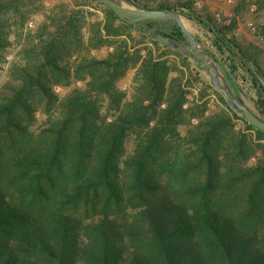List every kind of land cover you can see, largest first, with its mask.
I'll use <instances>...</instances> for the list:
<instances>
[{"label":"trees","instance_id":"16d2710c","mask_svg":"<svg viewBox=\"0 0 264 264\" xmlns=\"http://www.w3.org/2000/svg\"><path fill=\"white\" fill-rule=\"evenodd\" d=\"M93 1L103 19L86 40L82 5H56L0 87V264H264V132L188 56ZM30 2L0 0V49L6 17ZM252 5L264 14V0H238L234 15ZM180 6L228 54L225 66L211 55L243 103L230 73H247L264 120V48L227 37L235 16L218 25ZM165 31L184 40L175 24ZM129 70L128 93L119 82ZM77 81L62 96L53 88ZM208 95L218 110L208 111Z\"/></svg>","mask_w":264,"mask_h":264},{"label":"rangeland","instance_id":"374dc122","mask_svg":"<svg viewBox=\"0 0 264 264\" xmlns=\"http://www.w3.org/2000/svg\"><path fill=\"white\" fill-rule=\"evenodd\" d=\"M136 1L138 2V4H145L148 6H156L160 3L175 6V10L183 12L180 17L185 28L196 37L200 46H202L206 51H208L210 55L213 54L217 58V60H219V62L222 63V65L224 66L228 59V54L226 52H219L216 49L213 44L212 33L204 25L198 23L194 19L188 18L187 14L185 13L186 9L181 7L180 3L188 1L192 10L201 15L210 14L214 19V22L218 25H227L231 17L235 16L237 25L227 34V37L233 36L241 42L255 43L254 38L248 33L245 28V22L250 18L255 19L256 14H253L248 10L243 12L242 14L234 15L233 7L236 5L238 0H201L199 6L194 5L192 0ZM58 4H65L68 8H73L76 5H82L80 7H82L84 11H86V23L81 29L82 37L84 40H86L89 35L90 23L92 21H101L103 19V13L100 11V9L97 7L96 3L93 0H32V2L27 3L26 6L22 8V11L18 15H8L5 21L6 27H4V30L7 34V43L5 47L0 49V87L5 81L8 80V71L10 64L12 62L22 61L21 57L19 56V51L25 41L26 35L28 33H33L46 20L47 15H49L52 9ZM262 13H264V10ZM260 15L264 16V14ZM133 35L135 37H138L135 31H133ZM106 49H104V51H98L100 49L92 50L90 51V54H93L97 57H102L106 54ZM132 74L133 71L129 70L124 76V78H122L119 82L120 88L126 90L128 93L131 91ZM230 75L232 76L233 80L237 83V93L244 100L245 104L251 110H253L254 100L256 99V92L255 88L251 85L249 76L241 69L237 72L230 73ZM201 79H203V81H206V79L209 80L208 75L203 71H201ZM79 85H81V83L77 81L75 83H71L69 86H59V89L55 91L60 96H62L71 88ZM199 86L201 85L198 83L196 84V82H193V87L189 88L190 92L187 94L188 100H191L193 96L196 97V91L197 89H199ZM206 98L209 101L208 111H215L221 107L220 103L212 95H208L207 97H205V99ZM235 123L237 127L242 126L240 121L238 120H236ZM179 129L181 133H184L186 128L184 126H180ZM131 147L132 136H129L126 141L127 151H129ZM254 160L255 158H253L251 162H254Z\"/></svg>","mask_w":264,"mask_h":264},{"label":"water","instance_id":"95a60500","mask_svg":"<svg viewBox=\"0 0 264 264\" xmlns=\"http://www.w3.org/2000/svg\"><path fill=\"white\" fill-rule=\"evenodd\" d=\"M104 7L112 11L116 17L127 24H137L146 35L164 44L167 48L179 51L196 63L198 68L208 75L210 86L217 91L227 105L242 116L243 119L256 129L264 132V120L255 114L231 90L225 75L216 60L199 45L196 37L185 28L179 12L175 9L163 10L143 8L132 0H98ZM149 22H154L148 27ZM169 24L177 25L184 36V40L174 43L165 31ZM164 31V35L161 33Z\"/></svg>","mask_w":264,"mask_h":264},{"label":"built area","instance_id":"2783aa9c","mask_svg":"<svg viewBox=\"0 0 264 264\" xmlns=\"http://www.w3.org/2000/svg\"><path fill=\"white\" fill-rule=\"evenodd\" d=\"M193 4L196 6H199L201 3V0H192ZM255 6H250L249 11L253 14H256L254 12ZM218 16V14H217ZM31 25V23H30ZM245 28L248 31V33L254 38L255 43L257 45H260L262 48H264V16L263 15H257L255 19H249L245 22ZM54 90H58L59 86H54Z\"/></svg>","mask_w":264,"mask_h":264},{"label":"crops","instance_id":"0c3cea01","mask_svg":"<svg viewBox=\"0 0 264 264\" xmlns=\"http://www.w3.org/2000/svg\"><path fill=\"white\" fill-rule=\"evenodd\" d=\"M104 49H106V48H101V49L98 50V51H104ZM110 50H111V47H109V48L106 49V51H110Z\"/></svg>","mask_w":264,"mask_h":264}]
</instances>
